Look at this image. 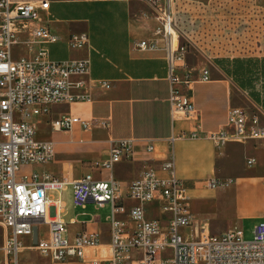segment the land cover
Instances as JSON below:
<instances>
[{"label": "crops", "instance_id": "0c3cea01", "mask_svg": "<svg viewBox=\"0 0 264 264\" xmlns=\"http://www.w3.org/2000/svg\"><path fill=\"white\" fill-rule=\"evenodd\" d=\"M48 1L49 9L41 10L40 16L58 39L46 45L49 57L55 61L89 60L90 70L85 79L90 100L61 104L67 107L61 112L54 110L61 105H54L46 118H39L37 126L47 124L55 136L54 157L47 162L50 171L35 170L33 164L24 165L22 171L46 172L58 179L65 178L69 183L59 191L70 188L71 195L72 182L85 174L101 180L112 176L120 183L125 207V212L118 213L116 218L124 221L126 229L131 230L133 226L127 210L137 202L126 195L128 185L146 169L164 176L161 164L173 149L176 175L187 187L192 230L198 233L202 227L207 234H219L229 228L220 224L223 218H232L235 228L245 219L259 220L264 212V139L227 141L221 147L206 137L177 138L172 146L168 139L181 132L189 134L196 130L197 122L201 135L219 131L224 126L227 110L234 106L232 103L239 86L221 65L213 61H218L221 56L264 58V0H173L181 12L180 29L192 42L184 60L192 70V81L182 88V92L194 103L197 121L171 114L167 51L163 41L155 50H141L136 46L141 39L153 38L158 25L146 4L140 0ZM143 13L148 16L144 17ZM254 19L258 20V26L249 23L247 29L246 23L255 22ZM223 31L232 36L235 33L236 38L225 42L217 40L218 32ZM82 32L89 37L88 44L71 48L69 36ZM251 47L256 49L248 52ZM203 68L210 73L207 81L199 79ZM100 80L110 86L102 87ZM62 112L90 121L89 129L78 124L71 130H52L51 119ZM111 139L133 140L132 155L116 163L111 171L101 166L89 168L88 160L103 161L109 157ZM148 144L154 146L153 151L147 150ZM248 158L255 159L254 167L248 166ZM251 167L252 171H247ZM211 179H231L232 182L212 188L208 185ZM51 198L52 201L61 199ZM88 203L93 202L89 200L77 207L86 209ZM107 205L95 206L105 208ZM146 208L149 218H160L155 203L147 204ZM53 210V218L58 216L63 220V209L57 212L58 215ZM109 217L110 213L104 221L98 216L71 218L69 224L65 223V235L72 239L82 231H95L99 233L100 243L107 244L111 228ZM45 235L46 232L41 237ZM77 263L69 260L56 264Z\"/></svg>", "mask_w": 264, "mask_h": 264}, {"label": "built area", "instance_id": "2783aa9c", "mask_svg": "<svg viewBox=\"0 0 264 264\" xmlns=\"http://www.w3.org/2000/svg\"><path fill=\"white\" fill-rule=\"evenodd\" d=\"M140 1L148 6L158 25L153 38L141 39L136 46L141 50H155L163 41L167 51L171 114L197 121L194 103L182 92L192 81V70L184 62L192 42L180 29L181 12L173 0ZM48 5V0H0V264H20L18 255L26 249L36 250L52 263L72 260L77 264H264V212L254 226L252 240L243 239L240 228L218 237L205 233L201 227L198 233L192 231V239L182 236L181 230L192 225V214L187 206L185 182L175 172L173 149L161 164L164 176L146 169L128 185L126 195L137 202L127 210L131 230L116 218L118 213L125 212L120 183L112 176L101 180L85 174L72 182L74 205H84L89 200L97 206L109 205V242L100 243L99 233L95 231H82L72 239L64 235L65 222L58 216L53 218L52 213V208L55 215L62 211L61 199L52 201L47 192L63 190L69 181L46 172L26 173L22 167L46 164L53 159V141L37 137L38 120L46 118L54 105L90 100L85 79L90 62L88 59L55 61L49 57L46 45L58 39L40 16L41 10L49 9ZM143 16L147 17L148 13ZM254 21L246 23V28L249 23L258 26V20ZM223 33L230 34V39L236 38L234 31L233 36L230 32ZM88 42L84 32L72 34L68 40L73 49ZM20 47H26L25 55L21 54ZM209 76V70L203 68L199 79L207 81ZM99 84L104 88L110 86L102 80ZM227 112L226 122L219 131L201 135L197 122L196 130L189 134L181 132L171 136L169 146L175 139L189 136L206 137L217 147L227 141L264 139V127L259 124L258 116L250 117L237 105L230 106ZM78 124L84 129L91 125L78 115L62 112L51 119L50 128L71 130ZM101 124L104 126L105 122ZM132 141L111 139L109 157L99 162L101 168L111 171L116 163L129 158L133 152ZM146 147L148 151L154 149L151 144ZM254 162L252 158L247 160L248 166ZM231 182V179H211L208 185L214 188ZM152 203L160 210V218L148 217L146 205ZM41 224L47 226L44 237L40 234ZM33 228L37 233L35 243L32 242Z\"/></svg>", "mask_w": 264, "mask_h": 264}, {"label": "rangeland", "instance_id": "374dc122", "mask_svg": "<svg viewBox=\"0 0 264 264\" xmlns=\"http://www.w3.org/2000/svg\"><path fill=\"white\" fill-rule=\"evenodd\" d=\"M220 39L222 42L228 41L230 36H227L223 32H219ZM20 52L21 54L25 55L27 49L26 47H20ZM216 64L219 63L218 61H213ZM222 65H224V69L227 70H233L235 64H232L230 61H223ZM251 69L250 72H247L245 74H242L239 78L237 77L235 83L238 84H243L242 88L239 86V90H236L235 93V99L232 105L234 106H240L243 108L247 114L252 117L253 115L258 116L259 124L264 127V95L262 94L263 91V86H264V79L261 78L256 74L255 71H252ZM259 93L261 96V102H256L255 101V93ZM67 107L65 105L61 106H56L54 107L55 111H65ZM36 134L39 139H51L52 141L55 142V136L50 132V129L48 128L47 124L46 125H38L36 128ZM55 145H57L55 143ZM60 156V155H58ZM101 160H98L96 158L88 160V167L91 168L92 170L95 168H100V162ZM254 167V165H253ZM253 167L247 168V171H252ZM33 169L42 171V170H49L50 171V165L47 163L46 165L42 164H33ZM47 194H49V197L53 198H58L60 197L61 200L64 202L62 204V209H63V214L62 218L65 221L66 224H69V220L74 217L78 218H85V217H96L98 216L100 220L104 221L107 217V215L110 213L108 205L105 208H98L96 207L93 203H88L86 209L79 208L74 205L73 202V196L71 195L70 188L64 190V191H59V190H48ZM258 218L255 219H245L241 221L238 225L236 224L237 228H240L243 232V239L245 240H252L253 238V229L255 224L257 223ZM238 222V221H237ZM222 226H229L228 229L224 230L223 233L219 234H213L215 236H222L224 233H226L228 230L235 229V226L233 224V219L232 218H223V220L220 223ZM40 229V234L44 233L47 231V226L44 224H41L39 226ZM192 228L187 227L181 230V234L183 237L192 239L193 233H192ZM191 234V235H189ZM65 235V234H64ZM28 243V241H27ZM161 253L157 255V257H160ZM18 259L20 264H56L52 263L49 261L46 257H42L36 250H22L19 255Z\"/></svg>", "mask_w": 264, "mask_h": 264}, {"label": "trees", "instance_id": "16d2710c", "mask_svg": "<svg viewBox=\"0 0 264 264\" xmlns=\"http://www.w3.org/2000/svg\"><path fill=\"white\" fill-rule=\"evenodd\" d=\"M227 35V34H226ZM227 36H230V34H228ZM219 60V65H221L222 69L226 72V74L228 76H230L233 79L237 77L239 78L242 74H245L247 72H250L251 69H253L252 71H255L256 74L258 76H260L261 78L264 79V58H234V59H226V58H220ZM223 61H230L232 64H235L234 69L233 70H227L224 69V65H222ZM236 80H233L234 82ZM239 82V80H237ZM241 88L244 86L241 84H238ZM262 94L264 95V86H263V91ZM255 101L256 102H261L260 99V95L259 93H255Z\"/></svg>", "mask_w": 264, "mask_h": 264}, {"label": "water", "instance_id": "95a60500", "mask_svg": "<svg viewBox=\"0 0 264 264\" xmlns=\"http://www.w3.org/2000/svg\"><path fill=\"white\" fill-rule=\"evenodd\" d=\"M33 229H34V233H33L32 242L35 243L37 240V233H36V229L35 228H33Z\"/></svg>", "mask_w": 264, "mask_h": 264}]
</instances>
